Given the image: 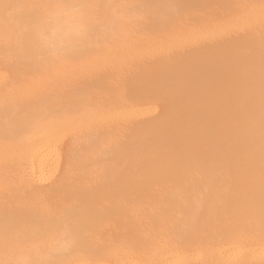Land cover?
Masks as SVG:
<instances>
[{
	"label": "bare ground",
	"instance_id": "obj_1",
	"mask_svg": "<svg viewBox=\"0 0 264 264\" xmlns=\"http://www.w3.org/2000/svg\"><path fill=\"white\" fill-rule=\"evenodd\" d=\"M123 1L120 10L119 0H0V264H264V202L249 205L240 226L254 222L255 232L227 230L219 246L210 242L194 255L140 235L134 248L96 246L102 223L75 146L91 134L108 145L117 135L129 139L133 127V153L149 134L148 152L163 174L204 137L217 160L264 161V0H165L157 15V0ZM143 2L135 18L129 12ZM148 27L163 37L146 40ZM157 60L166 76L161 85L147 83L150 95L172 106L166 121H144L156 111L152 104L93 95L95 85L110 82L102 72ZM76 84L87 88L64 90ZM197 89L211 98V114L192 126L174 103Z\"/></svg>",
	"mask_w": 264,
	"mask_h": 264
},
{
	"label": "rangeland",
	"instance_id": "obj_2",
	"mask_svg": "<svg viewBox=\"0 0 264 264\" xmlns=\"http://www.w3.org/2000/svg\"><path fill=\"white\" fill-rule=\"evenodd\" d=\"M112 1L118 0H107V3L112 4ZM119 1L117 7L121 10L127 4L123 0ZM139 4L135 10L129 12L135 18H139L145 11L143 7L145 3ZM153 4L152 12L157 15L158 10L162 11L169 3L157 0ZM145 35L146 40L147 37L148 40L163 37L161 32H155L154 27H148ZM158 62V60L153 64L149 62L147 65L129 62L130 65H125L128 67L124 68L123 72L122 70L118 73L102 72L100 75L106 76V81L109 79L111 83L108 82L107 90L101 87L99 89V85H95L97 91H94L95 94L92 91L93 95H97L99 99L103 96H111L109 99H113L114 96L126 97L132 104L138 103L140 106L145 103L144 106L152 104L156 111L151 116H144V121H166L172 106L150 95L147 83L154 80L161 85L166 76V65L158 67L156 66ZM79 85H73V88L69 87L70 89L66 86L63 88L64 90L67 88V92L87 88L85 84ZM189 95H178L174 107L187 114L191 118V125L194 126L204 113L211 114V108L208 106L211 98L200 89ZM226 109L229 111V106ZM216 122L219 123L220 120L216 119ZM130 129L131 135L127 140L120 139L117 135L112 144L104 145L100 139L101 135L97 133L75 144L77 157L83 160L77 162L79 175L84 179L85 187L91 192L92 201L97 204L99 211L97 215L102 223L101 231L96 238V246L102 248L104 242L119 241V245L125 242L134 248L137 236L140 235L149 243L164 240L165 245L175 248L177 252L186 250L194 255L206 250L210 242L211 249L219 246L227 230H231L235 235L243 233L244 236L251 231L255 232L254 222L244 228L240 226L244 225L248 206L264 202V176L259 178L247 176L250 174L245 175L244 166L264 172V161L247 160L244 163H232L224 158L222 161L217 160L205 149L207 137H204L197 143L192 153L184 155L182 159L171 158L167 164L169 171L163 174L155 171L156 164L148 152L149 145L153 142L149 134H143L144 138L138 142L141 149L133 153L135 135L132 133L133 127ZM188 141L190 140H185L183 148L188 145ZM229 142L235 143L236 138L229 139ZM85 158L92 159L90 165L89 160L88 164L84 161ZM7 179L13 184L14 180H17L14 175H9ZM250 185L254 187L249 190L247 188ZM261 217L264 219V214L258 217L262 222ZM138 255L141 260L145 258L143 254ZM230 261L229 263L228 258L227 262L232 264L233 261L231 259ZM110 263L115 264L114 261ZM233 263L236 264L237 261ZM190 264L200 262L195 260Z\"/></svg>",
	"mask_w": 264,
	"mask_h": 264
}]
</instances>
